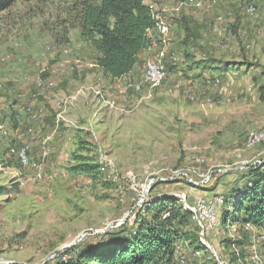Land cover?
Listing matches in <instances>:
<instances>
[{
    "label": "rangeland",
    "instance_id": "rangeland-1",
    "mask_svg": "<svg viewBox=\"0 0 264 264\" xmlns=\"http://www.w3.org/2000/svg\"><path fill=\"white\" fill-rule=\"evenodd\" d=\"M72 2L18 0L0 14L1 264H43L85 231L120 220L108 231L132 225L144 204L161 199L175 198L200 229L196 205L190 206L206 196L225 197L243 184L242 170L264 163V143L244 145L247 133L264 130V0H202L200 9L181 0L158 4L170 31L162 63L176 62L146 101L140 100L148 90L143 59L157 60L153 50L128 77L91 73L95 52L68 26ZM183 16L203 26L194 42L200 50L181 46ZM207 59L221 72L183 76L190 62ZM11 149H24L29 165ZM80 164L98 172H74ZM220 207L215 230L198 231L201 251L191 252L199 259L185 258L186 245H178L177 260L228 262L225 239L241 233L224 226ZM250 230L243 250L257 236L251 233H264Z\"/></svg>",
    "mask_w": 264,
    "mask_h": 264
},
{
    "label": "trees",
    "instance_id": "trees-1",
    "mask_svg": "<svg viewBox=\"0 0 264 264\" xmlns=\"http://www.w3.org/2000/svg\"><path fill=\"white\" fill-rule=\"evenodd\" d=\"M17 1L0 0V14L13 7ZM72 3L75 7L72 12L74 16L68 18V26L76 27L81 39L94 50L96 67L104 77L110 79L128 76L140 53L150 46L149 33L158 24L156 13L151 12L149 3L146 0H73ZM179 23L184 30L181 46L200 50L194 42L199 40L203 26L191 16H183ZM233 30L235 34L236 29ZM185 51L184 57L190 61L192 56L189 50ZM169 64L173 66H167V72L174 70L175 62L170 59ZM210 64H214L212 59L203 60L202 63L190 62V66L183 70V76L198 73L194 74L198 78L206 70L221 72L217 66ZM258 167L242 170L240 175L243 184L233 186L230 193L222 197L223 204L219 208L225 212L222 221L224 226L226 223L235 225L237 233H241L238 234L241 239L234 242L241 254L245 253L242 239L248 233L243 231L244 225L264 231V163ZM73 170L92 176L98 172L97 166L85 164ZM191 217L192 213L183 209L175 198L146 203L132 225L125 222L106 233L93 235L91 240L80 242L62 252L56 264H177L175 249L178 245H186L183 248L185 258L189 255L195 258L191 250L201 251V244L199 229ZM225 240L223 249L229 251L226 256L228 263L235 264V254L229 249L231 239Z\"/></svg>",
    "mask_w": 264,
    "mask_h": 264
},
{
    "label": "bare ground",
    "instance_id": "bare-ground-1",
    "mask_svg": "<svg viewBox=\"0 0 264 264\" xmlns=\"http://www.w3.org/2000/svg\"><path fill=\"white\" fill-rule=\"evenodd\" d=\"M195 1L196 0H188L189 3H195ZM148 7L151 10V12L156 13V16H157L156 19H157L158 24H157L156 28H154V29L158 30L160 32V34L164 36L165 34L168 33L167 26L162 23L158 11L155 10V4L149 3ZM248 12L251 14H254L255 9H249ZM172 61L175 62L176 59L174 57H172ZM159 63L160 62L155 61L153 59L151 60L150 58H147V60L144 61L143 65L145 67V73H144L142 80H143V83L148 86L147 93L145 94L148 97H146L144 95L143 97H141L140 100L146 101V100L150 99L149 97L152 96V93L154 91L156 92V89L160 86V83H162L164 81V76H166V68H165V66H162ZM151 67L153 68L152 78H148V75H146V74L151 73ZM260 131H264V130H260ZM3 134H6L5 131H3ZM244 142H245V144H244L245 149L246 148L251 149L253 147H256L257 145H260V143H264V133H260L258 135L251 136L250 140L245 139ZM10 152L12 155H16V156L20 154L21 155L20 156L21 162H23L26 165H29L28 157H27L26 151L24 149L17 150V151H15V149H11ZM202 184H204V182H202ZM213 202L216 203L215 209H216V207H220L223 204L222 198L218 195L215 196V198L213 199ZM195 213L197 214L198 219H200L199 225L201 224V226H203V229L206 231L208 229H211L210 218L208 217V215L204 216L202 205H196ZM212 213H213V224L216 226L217 225V214H216L215 210ZM250 227H251L250 225L245 224L244 228H242V227L241 228L243 229V231L245 230L249 233V232H251ZM251 228H253V227H251ZM226 231H227V229H226ZM234 232H236V230H234ZM251 234L252 235L257 234V236H253V241L252 242L250 241L248 243V245L246 244L247 246L245 247V249L246 248L249 249L248 253L245 252L242 254L240 253V249H237L236 244H234L235 241L241 239L239 237V235L238 234H231V235L228 234V236L226 235L227 238L231 239V244H230L229 249L231 250L232 253L234 252V254H235V257H236L235 264H264V259H263V255H264V250H263L264 249L263 248L264 247V233L262 232L261 234H259V233H251ZM201 241H202V239L200 240V242ZM256 243H259L260 246H257ZM176 250H177L176 254L178 255V252L180 250H178L177 247H176ZM234 254H232V255H234ZM201 257H203L202 252H201ZM235 257H233V258H235ZM177 262H178V264H185L184 256L182 255L180 260H177ZM228 262L223 260L219 264H230ZM211 263L217 264L215 262H211ZM2 264H7V263H2Z\"/></svg>",
    "mask_w": 264,
    "mask_h": 264
},
{
    "label": "crops",
    "instance_id": "crops-1",
    "mask_svg": "<svg viewBox=\"0 0 264 264\" xmlns=\"http://www.w3.org/2000/svg\"><path fill=\"white\" fill-rule=\"evenodd\" d=\"M148 3H153V4H155V10L156 11H158V13H159V16H160V19H161V21H162V23L164 24V25H166L167 26V30L169 29V26H168V24H167V22L166 21H164V19L162 18V16H161V13H160V11L158 10V8H157V5L158 4H160L163 0H146ZM169 1V4H173L176 0H168ZM186 2L187 3V6H189V7H192V8H194V9H200L201 8V4H202V0H196L195 1V3H189L188 2V0H181V2ZM162 7H166V2H164L163 3V6H159V8L161 9ZM163 9V8H162ZM249 9H253V7H248L247 8V12L249 11ZM174 10L176 11L177 9H175L174 8ZM163 11V10H162ZM249 13V12H248ZM171 14V13H170ZM250 15H252L251 13H249ZM172 16H174V18H176L177 20H179V17H178V14L176 15H174V14H172ZM189 17V16H188ZM172 22V21H171ZM198 24H199V22H197ZM200 25V24H199ZM170 33V31L168 30V33L167 34H165L164 36L163 35H161L160 34V32L158 31V30H155V29H153V31H151L150 33H149V37L151 38V42H150V46L149 47H147V49L146 50H144L142 53H140V55L138 56V59H140V58H142L143 56H145L146 55V53L147 52H151V50H153V52L154 53H152V55H153V57L155 58V59H157V60H155V61H158V62H160L162 65H163V63H162V59L163 58H165V56H166V48H163L162 46L164 45L165 46V42H166V37L168 36V34ZM160 38V39H159ZM155 46V47H154ZM157 52H159L158 54H157ZM147 58H149V57H147ZM147 58H144L143 59V63H144V61L145 60H147ZM175 59H176V57H174ZM152 59V58H151ZM176 62V61H175ZM137 63V62H136ZM92 66H93V72H91V73H95V74H101L102 76H103V74L101 73V71L99 70V68H97L96 67V65H95V63H92L91 64ZM136 65V64H135ZM135 65H134V68H133V70H135ZM26 66H28V65H26ZM164 66V65H163ZM29 67V66H28ZM133 70L131 71V72H133ZM131 72L129 73V74H131ZM129 76V75H128ZM127 76V77H128ZM104 77V76H103ZM105 79H108V80H111L110 78H108V77H104ZM113 80H116V79H113ZM120 94H122L123 92L122 91H120L119 92ZM77 94H79V92H77ZM58 108H62V107H64V106H62V104L61 103H57V105H56Z\"/></svg>",
    "mask_w": 264,
    "mask_h": 264
},
{
    "label": "built area",
    "instance_id": "built-area-1",
    "mask_svg": "<svg viewBox=\"0 0 264 264\" xmlns=\"http://www.w3.org/2000/svg\"><path fill=\"white\" fill-rule=\"evenodd\" d=\"M152 73H153V68L151 67V73L146 74V75H148V78H152ZM165 78H166V76H164V80H165ZM260 133H264V131H260V132H255V131L253 132L252 131V132H249V133H247L245 138H246V140H250L251 136L258 135ZM196 162H197V159H196ZM208 177H210V176L208 175L207 178ZM195 205H202L204 216L208 215V217L210 218L211 231H214L215 230V225L213 224V213L212 212H214V210H215L216 203L213 202V196H211V197H207L206 196V197H203V198H199L190 207L193 208V206H195ZM199 222H200V219H199ZM199 231L201 233L205 232L204 229H203V226H201V224H200ZM204 241H207V240H204Z\"/></svg>",
    "mask_w": 264,
    "mask_h": 264
},
{
    "label": "water",
    "instance_id": "water-1",
    "mask_svg": "<svg viewBox=\"0 0 264 264\" xmlns=\"http://www.w3.org/2000/svg\"><path fill=\"white\" fill-rule=\"evenodd\" d=\"M180 176H183L184 178H188V176H186V175H184V174H182V175H180ZM191 182V181H190ZM195 185V184H194ZM124 220H120V221H118V222H123ZM117 221L115 222V223H112V224H110L108 227H106L105 229H103V230H97V231H85V232H83L82 234H81V236L78 238V240L75 242V243H73L72 245H69V246H66V247H63V248H60V250H57V251H54V252H52L47 258H46V260H45V262L43 263V264H45L46 262H49V261H51V260H53L54 258H56V257H58L65 249H67V248H70L71 246H73V245H76V244H78V242L79 241H81L86 235H89L90 233H92V234H103V233H105V232H107L111 227H113L116 223H118Z\"/></svg>",
    "mask_w": 264,
    "mask_h": 264
}]
</instances>
